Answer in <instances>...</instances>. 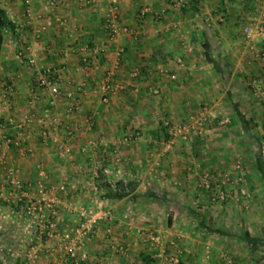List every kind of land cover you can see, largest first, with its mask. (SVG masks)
I'll list each match as a JSON object with an SVG mask.
<instances>
[{"label":"crops","instance_id":"crops-1","mask_svg":"<svg viewBox=\"0 0 264 264\" xmlns=\"http://www.w3.org/2000/svg\"><path fill=\"white\" fill-rule=\"evenodd\" d=\"M50 1L56 4L51 5ZM112 1L31 0L22 3L17 0L11 5L0 4L11 21L4 33L0 73L9 76V81L13 76L16 86V94L6 97L0 85L1 120L4 122L13 115L21 120L26 112L33 113V108L38 117L45 120L44 125L33 123L22 133V146L11 148L7 162L16 169L25 185L38 179L42 165L45 182L58 181L53 188L66 185L67 191L63 194L68 197L61 201L57 197V203L62 202L67 208L77 203L81 193L78 189L97 188L95 193L99 195L91 201L111 204L118 210L116 219L138 215L137 219L149 220L165 211L171 227L173 220L180 216L193 219L197 215L203 221L211 216L199 205H196L197 210L191 207L211 202L212 191L200 187L206 170L218 177L227 172L234 176L240 173L243 186L251 193L250 203L254 209L249 217L251 226L259 221L264 224V150L254 153L256 160L251 168L240 172L235 168L236 158L241 153L251 155L238 145L250 134L248 123L257 124L261 119L250 93L252 90L246 89L242 82L249 74L260 76V83L264 80V57L260 56L258 64L246 61L259 57L264 40L258 37L248 40L245 33L246 27L264 22V0L244 2L238 9H230L225 4L227 0H187L181 9L175 6L176 0H116L118 21L130 29L128 34L116 38H112L108 26ZM161 12L162 19H159L156 14ZM224 12H236L237 19L218 25L214 15ZM245 18L252 24L243 28L249 22ZM242 28L243 34L240 33ZM205 42L211 45V60L206 57ZM83 46L105 47L106 50L99 55L88 51L86 57L92 63L85 65L80 50ZM256 46L259 52L255 53ZM119 48L124 49L121 56H118ZM66 50L71 51L68 58L64 56ZM30 56L36 59L38 68L53 67L63 73L55 106L49 103L50 90L36 84L33 67L28 64ZM26 66L29 70H24ZM135 68L140 72L138 77L132 78L130 74ZM28 73L32 79L17 82ZM109 74L113 82H124L125 88L111 93L109 102L104 104L100 83ZM134 86L139 88L137 93ZM153 89L160 94L150 97ZM33 91L36 93L34 107L28 101ZM202 106L209 107L213 116L204 135H193L187 141L172 140L164 127L165 120L187 121L188 116ZM226 114L229 117H225ZM54 117L60 121L57 129L51 125ZM45 127L50 134L47 141L41 137ZM69 129L71 135L67 134ZM131 131L139 132V136L130 144H123L122 138ZM10 133L14 137L21 136L13 128ZM55 139L70 146L66 158L58 156ZM49 172L53 173V179ZM4 181L0 162V264H21L22 260L16 256L20 248L25 247L22 244L25 240L20 238L35 235L37 228L31 222L24 225L28 220L16 200L19 191L5 185ZM229 200L235 202L234 197ZM65 201L68 204H64ZM130 207H136L137 213L133 214L132 209L127 211ZM56 213L60 230L66 234L63 225L68 219ZM23 216L25 221L21 220ZM119 226L115 227L119 229ZM203 227L192 229L188 234L209 239L213 235L225 237L221 229H217V233ZM262 228L264 230V225ZM121 233L126 235L127 231L124 229ZM248 234L246 231L245 236ZM101 236L99 231L86 241L90 260L85 264H127L122 257L116 259L115 253H109L111 247ZM246 241H250L249 245L255 242ZM191 248L186 246L190 255L183 258L182 264H224L215 259H201L196 256L198 250ZM53 251L59 249L52 248V252L36 264H66L63 255L58 254L56 258ZM139 257V264H156L146 250L141 251ZM249 264H264V260L256 259Z\"/></svg>","mask_w":264,"mask_h":264},{"label":"rangeland","instance_id":"rangeland-1","mask_svg":"<svg viewBox=\"0 0 264 264\" xmlns=\"http://www.w3.org/2000/svg\"><path fill=\"white\" fill-rule=\"evenodd\" d=\"M187 1V0H186ZM2 2L9 3L10 5L17 0H0V4ZM22 3L26 2V0H21ZM250 3L251 1H239V0H227L225 4L228 5L230 9H238V5H241L242 3ZM253 2V1H252ZM256 2V1H254ZM20 3L21 5H23ZM181 9V8H180ZM226 11V10H225ZM214 18L216 20V23L218 25H221L223 23H226L227 21H232L237 19L236 12L232 14L228 12H224L223 14H216L214 15ZM162 19V18H159ZM241 20V19H240ZM245 20H247L245 18ZM249 22L245 23L243 25V28L246 24H252V21L247 20ZM181 26L178 25L176 28H180ZM243 28L240 29V33L243 34ZM220 29V28H219ZM218 30V29H217ZM249 40V39H248ZM10 43V42H9ZM238 46V45H237ZM251 45L247 46L248 48ZM254 46V45H253ZM10 48V47H9ZM250 49V48H249ZM259 48L257 46L253 49L255 53L258 51ZM246 50V49H245ZM257 50V51H256ZM251 51V49H250ZM259 52V51H258ZM66 53L69 54L68 57H70L71 51L66 50ZM65 56V55H64ZM68 58L67 56H65ZM64 57V58H65ZM261 59V57H254V58H247L246 61L252 60L253 64H258V60ZM255 60V61H253ZM257 60V61H256ZM250 65V64H249ZM28 67L26 66L24 70H29L27 69ZM14 69V68H13ZM12 80L9 81L10 77L9 76H4L3 74L0 73V85L2 83H6L9 85H12L14 87V92L12 95H7L5 94L6 97H12L16 94V89L15 85L13 82V76H11ZM30 77V74H23L22 77L18 78L17 82L27 80ZM32 79V78H31ZM260 76L255 77L251 74L245 76L243 78V84L246 89L252 90L250 93L252 97H254L255 104L257 105L258 111L260 114H258L261 119L260 123L255 124L254 122L248 123V127L250 129V134H248L247 138L243 139L242 142H239V148H242L241 150H247L251 155L247 154H242L241 156H238L236 158L235 165L239 164L240 171L245 170L246 168H251L253 164L255 163V158L256 156L254 155L255 152H261L264 150V80L260 83ZM257 83H255V81ZM135 92V91H134ZM137 93V92H135ZM160 94V93H159ZM157 93V95H159ZM155 95V93H150L149 96L152 97ZM36 96L35 91L32 92L31 98H29L28 101L33 99V97ZM28 99V98H27ZM9 99L7 98L5 101L7 102ZM50 100V98H49ZM37 106V103L36 105ZM34 107V106H33ZM204 106H202L200 109H202ZM208 110L209 107L205 106ZM242 108V107H241ZM199 109V110H200ZM198 110V111H199ZM197 111V112H198ZM210 111V110H209ZM227 111V109H226ZM248 111V110H247ZM197 112L191 113L188 118L191 115L196 114ZM37 112L33 108V113L31 112H26V114H23L22 119H24L25 115H31L33 118L38 117L36 114ZM247 113V112H246ZM225 117H229V114L224 115ZM13 117L18 120L14 115ZM213 117V116H212ZM21 119V120H22ZM166 121H171L170 119H166ZM174 122V121H172ZM184 121H180L179 123H184ZM30 126L25 127L23 130L18 131L21 134L26 132L27 129H29ZM39 127V126H37ZM165 127V124H164ZM14 130V129H13ZM26 130V131H25ZM16 131V130H15ZM17 132V133H18ZM36 132H40L39 129L36 130ZM168 134V133H167ZM23 135V134H22ZM253 135V136H252ZM22 137V136H20ZM250 150V151H249ZM7 161V159H6ZM47 161V159H46ZM49 162V161H48ZM8 165H10L9 162H7ZM11 166V165H10ZM13 167V166H12ZM236 168V166H235ZM209 170H206L207 172ZM204 172V173H205ZM212 172V171H209ZM244 172V171H243ZM57 173V172H56ZM203 173V175H204ZM213 173V172H212ZM38 175V174H37ZM50 178L53 179V173L49 172ZM202 175V176H203ZM226 175H232L234 177V174L232 172H227ZM236 175V174H235ZM217 176V175H216ZM36 178V177H35ZM222 178V177H221ZM4 179H6L5 174H4ZM20 179V177H19ZM36 180L33 185L36 184ZM53 181V180H52ZM22 182V181H21ZM48 190L50 192V195L56 199L55 202V211L59 212L60 215H63L68 220H65L66 225H63V228H65L66 234H70L69 231L72 227H75L77 221H78V216L76 209L81 207V206H102L105 208H110L116 217V212L118 210L113 207L111 204L108 205L106 203L100 204H94L93 201H91L92 198L98 196L99 194L95 193L94 189L91 188H82L81 190L78 189L77 192L79 193V197L76 200L77 203L72 204L70 207L72 208L71 212L67 208V206H64L61 203H57V199L59 198L60 201L64 200L65 197H68L66 194H63L67 191V188L65 192H61L58 187L53 188L58 184V181L52 182L48 184L45 182ZM245 187V185H244ZM239 189V186L234 184V187L232 190ZM247 188V187H245ZM36 190L33 187V191ZM77 192L75 194H77ZM17 193V192H16ZM19 193V192H18ZM191 195L192 193L189 192ZM58 197V198H57ZM233 197V196H232ZM77 198V197H76ZM230 198V197H229ZM228 198V199H229ZM3 199V198H2ZM7 201V200H6ZM68 201V200H67ZM67 201L64 202V204H68ZM74 200H70V202H73ZM235 202H229L225 201L223 203H214L210 202L207 204H193L191 207L193 209H198L196 208V205H199L201 209L206 211L208 215H211L209 218H206L205 221L203 219L201 220V217L195 216L192 219L191 217H186V216H180L179 218H176L173 220V226L171 227L170 224H168V215L167 212L165 211L161 212V214H157L155 216V219H137V216H134L133 214L136 212L135 208H128L127 211L131 210L133 211V216H129L124 218L123 216L118 219L114 218L110 223H102L99 225V228L97 232L100 231L101 237L103 240H106V244L111 247V252L109 251L110 254L115 253V258L117 256L122 257V259L127 263V264H139L141 261V257H139V254L141 251L146 250V253L151 255L153 260H155L156 264H161V263H174V264H182L183 258L187 255H190V250L186 251V246L187 247H192L191 249H196L198 253H196V256H201V259H215L219 260L224 264H227V261H231L233 264H239V262H242L244 264H249L252 261H261L264 260V233L262 232L263 230V225L260 223V221L253 222V226H251V219H249L250 216L253 215L254 209L252 208V204L250 201H246V199H242L240 197V201H237L236 198H234ZM227 202V203H226ZM8 203V202H7ZM90 203V204H89ZM246 205H249L246 207ZM182 211H184V207L181 208ZM137 213V212H136ZM211 213V214H210ZM69 214V215H68ZM207 215V217H208ZM25 216L21 218V220H24ZM26 220L28 222H24L25 226L31 224L29 218L27 217ZM60 222V220H59ZM62 222V220H61ZM64 223V222H63ZM64 223V224H65ZM120 224L119 229H117L115 226ZM205 227L211 230L212 232H219L217 229H221L222 232H224L225 237H220V235H213L212 239L205 238L202 235H189L190 231L193 229H198V227ZM107 227H110L112 229V232L110 235H107L106 229ZM203 227V228H204ZM28 229L29 226H28ZM127 231L126 235H121V230ZM140 229L143 232V235L137 234V230ZM260 229V230H258ZM248 231L250 234H248V237L245 236V232ZM261 231V232H260ZM264 231V230H263ZM96 232V233H97ZM95 233V234H96ZM121 233V234H120ZM28 234V233H27ZM94 234V235H95ZM188 236H187V235ZM222 234L223 233H219ZM152 236H158L160 237L159 242L157 243L152 239ZM32 237V239H31ZM90 238V237H89ZM88 238V239H89ZM217 238V239H216ZM25 240L22 242V244H25V247H21L20 250L17 253V258L18 260H22L21 264H24L27 262L25 254L27 252V249L32 245V244H38V243H47L51 246L52 248H58V252H54L56 254V258H58V254H64L63 251V246L61 242L58 241H46L45 239L38 237V232L35 233V235H31L29 238H20ZM87 239V240H88ZM253 239V240H252ZM256 239V240H255ZM86 240V241H87ZM246 240H251L255 241L253 245H249ZM256 241L258 243H256ZM222 245V246H221ZM122 247V248H121ZM220 250H217L219 249ZM164 250V251H163ZM194 251V250H193ZM45 257V256H43ZM117 259V258H116ZM59 260H63L61 257H59ZM90 260V257H89ZM52 263V262H51ZM67 264V263H66ZM69 264V263H68Z\"/></svg>","mask_w":264,"mask_h":264},{"label":"built area","instance_id":"built-area-1","mask_svg":"<svg viewBox=\"0 0 264 264\" xmlns=\"http://www.w3.org/2000/svg\"><path fill=\"white\" fill-rule=\"evenodd\" d=\"M31 1V0H26ZM90 2L94 0H88ZM247 1V0H239ZM249 1H259V0H249ZM116 0L111 2V7L109 10L110 19L108 21L109 29L112 33V38H116L121 34H128L130 29L126 26L120 25L117 17V7ZM51 5H55V1H50ZM186 0H176L175 6L182 8L186 6ZM145 10L144 12H146ZM158 18H162V12L156 14ZM177 27V25H175ZM245 33L248 39H254L256 37L264 40V22L259 23L255 26H248L245 29ZM83 54L82 61L85 65H90L91 60L86 57L88 51H92L94 54L99 55L102 52H105L106 48L99 49L98 47L90 48L89 46H83L81 49ZM124 53L123 48L118 49V56H121ZM65 56H69L68 53H65ZM258 56L264 57V49L259 52ZM28 64L30 67H33V73L35 74L36 84L44 89L50 90V100L49 103L53 106L58 102L60 97V84L63 82V73L54 69L53 67L38 68L36 66V59L33 56L28 58ZM97 65V64H96ZM139 69L135 68L130 76L136 78L139 75ZM174 77V76H173ZM112 74L106 76L102 79L100 83L101 91V102L107 104L109 102V96L111 93H116L119 90L125 88L124 82H113ZM82 86L85 85V82L81 83ZM2 87L5 89V94L12 95L14 92V87L12 85L2 83ZM134 91L138 92V86H134ZM153 93L157 94L158 90L153 89ZM68 96H72V93H68ZM36 97H33L29 101V104L33 106ZM228 120L226 119L225 122ZM212 122V115L210 111L203 107L196 114L191 115L186 122H165V129L172 140H189L193 135L203 136L208 125ZM33 123L45 124V120L42 117L33 118L31 115H25L24 119L16 120L13 116L7 117L6 121L1 120L0 115V162L5 174V185L12 186L13 188L19 191L17 195V202L21 204L24 214L29 218L30 222L34 224L37 228L38 237L45 239L46 241H58L61 242L63 246V259L64 263L69 264H85L89 260V252L86 248V240L94 235L99 225L102 223H110L114 218V212L110 208H105L102 206H81L76 209L78 221L71 234H65L60 230V222L55 211V202L56 199L50 195L48 187L45 183L46 173L42 165L39 166L38 179L36 184L28 183L27 185L23 184L19 179L16 169L8 165L6 159L9 151L12 147L22 146L23 137L16 136L14 137L10 133V129L21 131L25 127L30 126ZM53 129H57L60 125V121L57 117H54L51 121ZM20 133V132H18ZM67 134L71 135L72 131L67 130ZM22 136V134H21ZM139 136V132L131 131L127 133L122 138V143L125 145L130 144ZM41 137L44 141H47L50 137L49 130L45 127L41 130ZM56 142H58L55 139ZM58 156L60 158H66L70 154V146L65 142H58ZM240 165H236V170L240 172ZM234 184L239 186V189L232 190ZM33 187L34 190L33 191ZM200 187L212 191L211 201L214 203H223L228 200L229 197L236 198L237 201H240V197L247 199V202L251 199V193L247 188L243 186V176L239 173L234 177L232 175H226L222 178L216 176L212 172H205L201 177ZM58 189L61 192H65L66 185L60 184ZM97 190V188H94ZM4 200L10 201L8 198ZM249 205H246L248 207ZM107 235H110L112 229L107 227ZM137 234L143 235V232L138 229ZM160 237L152 236V239L159 242ZM122 248V247H121ZM164 251V250H163ZM52 252L51 246L47 243H38L32 244L25 254L26 260L29 264H36L43 256H47ZM52 264H61L59 262H53ZM167 264V263H161ZM170 264V263H168ZM174 264V263H171ZM227 264H233L230 260L227 261Z\"/></svg>","mask_w":264,"mask_h":264},{"label":"trees","instance_id":"trees-1","mask_svg":"<svg viewBox=\"0 0 264 264\" xmlns=\"http://www.w3.org/2000/svg\"><path fill=\"white\" fill-rule=\"evenodd\" d=\"M10 24H11V21L8 18L7 13L5 12L4 9H2L0 7V53H1L2 48H3V41H4V33H5V30H7V28L10 26ZM203 47L205 49V53H206L207 59L211 60L212 59L211 56H210L211 45L208 44L207 42H205L203 44ZM261 163L262 162H260V164Z\"/></svg>","mask_w":264,"mask_h":264}]
</instances>
